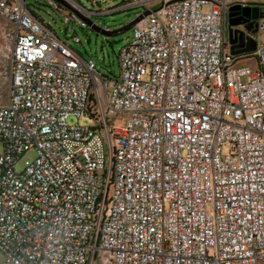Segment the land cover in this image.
<instances>
[{"label":"built area","instance_id":"1","mask_svg":"<svg viewBox=\"0 0 264 264\" xmlns=\"http://www.w3.org/2000/svg\"><path fill=\"white\" fill-rule=\"evenodd\" d=\"M62 1L86 30L87 10ZM169 1L109 78L22 0H0L12 26L0 264L264 262V16L255 51L237 57L225 28L239 0ZM244 59L258 69L234 67Z\"/></svg>","mask_w":264,"mask_h":264},{"label":"rangeland","instance_id":"2","mask_svg":"<svg viewBox=\"0 0 264 264\" xmlns=\"http://www.w3.org/2000/svg\"><path fill=\"white\" fill-rule=\"evenodd\" d=\"M25 7L33 15L37 16L45 25L49 26L56 36L67 42L71 48L83 56L86 60H94L97 71L109 78L120 76L119 53L132 40L134 28L118 37H106L97 35L89 26L82 30L75 24L67 25L64 21L66 10L52 9L46 0H22ZM80 8L90 11L86 18L94 25L109 31L119 30L141 13L145 11L147 0H72ZM264 4V0H259ZM131 4H136L130 7ZM12 26L4 19H0V105H6L10 91V50H11ZM79 43L74 41V37ZM237 69L251 68L256 71L258 63L255 59H244L238 61ZM69 125L93 126L90 119H77L71 117ZM2 144H0V153ZM36 158L34 151L26 152L18 161L16 168L23 171ZM1 259V258H0ZM259 264H264L260 262Z\"/></svg>","mask_w":264,"mask_h":264},{"label":"flooded vegetation","instance_id":"3","mask_svg":"<svg viewBox=\"0 0 264 264\" xmlns=\"http://www.w3.org/2000/svg\"><path fill=\"white\" fill-rule=\"evenodd\" d=\"M241 12L227 11L226 13L225 43L228 50L237 57L248 54L243 51L254 46L253 41L256 42L259 35V25L264 16V11L260 8V11H254L253 13L256 20L245 22L240 15ZM244 13L250 14L249 11H244ZM230 32L232 34L231 37Z\"/></svg>","mask_w":264,"mask_h":264},{"label":"water","instance_id":"4","mask_svg":"<svg viewBox=\"0 0 264 264\" xmlns=\"http://www.w3.org/2000/svg\"><path fill=\"white\" fill-rule=\"evenodd\" d=\"M63 8H65L66 10L69 11H77V9L69 6L68 4H66L65 2H63L62 0H56ZM178 0H170L167 4H171L174 3ZM154 2H159L158 4L146 9L143 13H141L137 18H135L132 22H130L128 25H126L125 27L116 30V31H109V30H105L102 29L96 25H94L92 22H90L87 18H85L83 15L82 18L84 20L87 21L88 26L97 33V35H104L106 37H118L121 36L125 33H127L128 31H130L132 28H134L139 22H141L143 19H145L147 16H149L151 13L158 11L159 9L162 8L163 4H165V0H149L147 3H154ZM143 4H146L145 2ZM230 12H234V11H242L240 13V15L242 16V18L244 19L245 22H250L252 20H256V17L253 16L254 11H260L259 7H252V6H246V4H243L241 2H239L236 5H233L229 8ZM244 11H249L250 14H245ZM29 12V11H28ZM88 13H91L90 11H87ZM30 13V12H29ZM31 14V13H30ZM239 14V13H236ZM232 36L231 32H230V37ZM253 41V40H252ZM254 46L252 48L249 49H245L243 52L244 53H251L254 52L256 49V42L253 41Z\"/></svg>","mask_w":264,"mask_h":264},{"label":"crops","instance_id":"5","mask_svg":"<svg viewBox=\"0 0 264 264\" xmlns=\"http://www.w3.org/2000/svg\"><path fill=\"white\" fill-rule=\"evenodd\" d=\"M241 3L252 6V7H259L263 10L264 4H261L259 0H239ZM148 9L145 7V10ZM69 11V10H66ZM30 12V11H29ZM31 13V12H30ZM32 14V13H31ZM33 15V14H32ZM35 18L39 19L37 16L33 15ZM40 20V19H39ZM41 21V20H40Z\"/></svg>","mask_w":264,"mask_h":264},{"label":"trees","instance_id":"6","mask_svg":"<svg viewBox=\"0 0 264 264\" xmlns=\"http://www.w3.org/2000/svg\"><path fill=\"white\" fill-rule=\"evenodd\" d=\"M53 9V8H52ZM61 9H64V10H66L65 8H63L62 6H59V8L57 9V10H61ZM54 10H56V9H54Z\"/></svg>","mask_w":264,"mask_h":264}]
</instances>
